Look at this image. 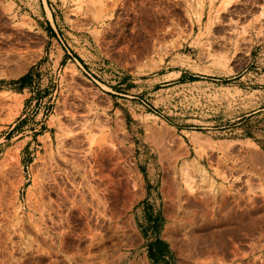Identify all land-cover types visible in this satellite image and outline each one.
<instances>
[{
	"label": "rangeland",
	"instance_id": "374dc122",
	"mask_svg": "<svg viewBox=\"0 0 264 264\" xmlns=\"http://www.w3.org/2000/svg\"><path fill=\"white\" fill-rule=\"evenodd\" d=\"M151 182L160 264H264V0H0V264H158Z\"/></svg>",
	"mask_w": 264,
	"mask_h": 264
},
{
	"label": "crops",
	"instance_id": "0c3cea01",
	"mask_svg": "<svg viewBox=\"0 0 264 264\" xmlns=\"http://www.w3.org/2000/svg\"><path fill=\"white\" fill-rule=\"evenodd\" d=\"M154 186L151 182L148 185L149 197L146 200L145 206L142 208L143 214L139 220L141 234L150 238V242L146 247L147 256L152 258V262L160 264L170 260L171 253L169 247L162 240L161 228L163 218L158 212L154 204Z\"/></svg>",
	"mask_w": 264,
	"mask_h": 264
},
{
	"label": "bare ground",
	"instance_id": "6f19581e",
	"mask_svg": "<svg viewBox=\"0 0 264 264\" xmlns=\"http://www.w3.org/2000/svg\"><path fill=\"white\" fill-rule=\"evenodd\" d=\"M201 11H202V10H201ZM201 11H200V12H201ZM193 139H194L193 141H195L194 143H196V144H198V145H201V144H202V142H200V140H199L197 137H194ZM69 161H70V160H69ZM65 162H67V161H65ZM72 162H73V161H70V163H72ZM72 164H73V165H72V169H74L75 171L78 172V171H79V170H77V169L79 168V164H78V162H77V161H74ZM70 165H71V164H70ZM82 175H83V174H82ZM82 177H83V176H82ZM83 178H85V177H83ZM186 180H187V179H186ZM179 182H180V181H179ZM188 185H189V184H188ZM89 187H90V186H89ZM91 189H92V187H91ZM92 191L95 192L94 190H92ZM178 191H179V190H178ZM191 192H192V191H191ZM90 193H91V192H90ZM62 194H63V193H62ZM90 195H91V194H90ZM65 196H66V195H65ZM62 198H63V197H62ZM62 198H61V199H62ZM186 198H187V197H186ZM231 198H232V197H231ZM235 198H236V197H235ZM176 199H177V198H176ZM237 199H238V198H237ZM63 200H64V198H63ZM241 200H242V199H241ZM190 201H191V200H190ZM73 202H74V201H73ZM174 202H175V201H174ZM74 203H76V202H74ZM74 203H73V204H74ZM177 204H179V203H177ZM186 204H187V203H186ZM195 204H196V203H195ZM58 207H59V206H58ZM52 209H53V208H51V210H52ZM55 209H56V208H55ZM55 209H54V210H55ZM58 211H59V210H58ZM58 211H54V212L56 213V212H58ZM251 211H252V210H251ZM220 214H221V213H220ZM59 218H60L59 220L62 219L61 217H59ZM184 219H185V218H184ZM59 220H58V221H59ZM62 220H63V219H62ZM62 220H61V221H62ZM180 220H181V219H180ZM61 221H59V223H60ZM62 222H63V221H62ZM60 225H61V223L58 224L57 226L60 227ZM176 226H177V225H176ZM234 226H235V225H234ZM58 227H56V228H58ZM61 227H62V226H61ZM61 227H60V228H61ZM182 227H183V225H182ZM239 227H240V226H239ZM184 228H185V227H184ZM184 230H185V229H184ZM57 231H58V230H57ZM191 232H192V230H191ZM211 234H212V233H211ZM57 235H58V234H57ZM186 235H187V234H186ZM57 238H58V237H57ZM58 239H60V238H58ZM57 241H58V240H57ZM182 241H183V240H182ZM52 242H53V241H52ZM50 248H51V247H50Z\"/></svg>",
	"mask_w": 264,
	"mask_h": 264
}]
</instances>
